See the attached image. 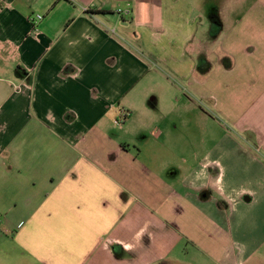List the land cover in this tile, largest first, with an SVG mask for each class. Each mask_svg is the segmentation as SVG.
I'll return each mask as SVG.
<instances>
[{
	"label": "crops",
	"instance_id": "obj_1",
	"mask_svg": "<svg viewBox=\"0 0 264 264\" xmlns=\"http://www.w3.org/2000/svg\"><path fill=\"white\" fill-rule=\"evenodd\" d=\"M199 10L0 0V264L262 261L264 0Z\"/></svg>",
	"mask_w": 264,
	"mask_h": 264
},
{
	"label": "rangeland",
	"instance_id": "obj_2",
	"mask_svg": "<svg viewBox=\"0 0 264 264\" xmlns=\"http://www.w3.org/2000/svg\"><path fill=\"white\" fill-rule=\"evenodd\" d=\"M189 1L192 3V6L197 9V11L200 9L199 11L202 12V14L204 15L202 18L204 21H206V29L205 27L202 28L206 30V33H202L199 30L197 35L194 37V40L197 43L198 41L206 40V43L208 44L207 46L213 52L215 51L217 46L215 37L218 36L219 33H220L219 36H224L227 33V31L230 30L231 27L239 21V19H242L245 16H250L251 3L253 2V0H189ZM119 7L123 8V6L120 5ZM116 9H118V7ZM116 11H114L111 15V17L114 18V20H117L116 15L118 14H116ZM123 22L130 24L129 21H123ZM123 22L120 20V23ZM129 28L130 30L134 29L133 24L130 25ZM222 29L223 32H220L222 31ZM219 39H221V37ZM144 53L146 54L147 52L144 51L143 54ZM258 255H259L258 257L262 261L260 262L256 261V262H258V264H264V247L262 248L261 252H259ZM191 262H192V258H189V263ZM159 264H163V263L161 262Z\"/></svg>",
	"mask_w": 264,
	"mask_h": 264
},
{
	"label": "built area",
	"instance_id": "obj_3",
	"mask_svg": "<svg viewBox=\"0 0 264 264\" xmlns=\"http://www.w3.org/2000/svg\"><path fill=\"white\" fill-rule=\"evenodd\" d=\"M84 10L86 11L87 9L86 8H84ZM117 14L118 15H120V16H128L129 14H130V9L129 8H127V9H125V10H122V9H118L117 11ZM42 18V16H40V15H37V16H35L33 19H32V21H38V20H40ZM115 124L117 125V126H119L120 125V121H115Z\"/></svg>",
	"mask_w": 264,
	"mask_h": 264
}]
</instances>
